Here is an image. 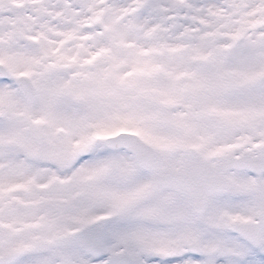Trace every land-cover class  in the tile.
Segmentation results:
<instances>
[{
  "label": "snow or ice",
  "instance_id": "obj_1",
  "mask_svg": "<svg viewBox=\"0 0 264 264\" xmlns=\"http://www.w3.org/2000/svg\"><path fill=\"white\" fill-rule=\"evenodd\" d=\"M0 264H264V0H0Z\"/></svg>",
  "mask_w": 264,
  "mask_h": 264
}]
</instances>
